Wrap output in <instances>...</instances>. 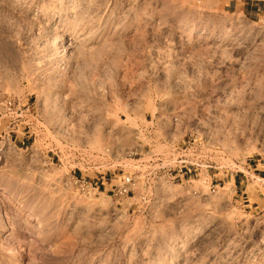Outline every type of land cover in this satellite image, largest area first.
<instances>
[{"label": "rangeland", "instance_id": "rangeland-1", "mask_svg": "<svg viewBox=\"0 0 264 264\" xmlns=\"http://www.w3.org/2000/svg\"><path fill=\"white\" fill-rule=\"evenodd\" d=\"M0 264H264V16L0 0Z\"/></svg>", "mask_w": 264, "mask_h": 264}, {"label": "crops", "instance_id": "crops-1", "mask_svg": "<svg viewBox=\"0 0 264 264\" xmlns=\"http://www.w3.org/2000/svg\"><path fill=\"white\" fill-rule=\"evenodd\" d=\"M225 4L234 9L242 8L245 15L251 19L264 16V4L260 0H223Z\"/></svg>", "mask_w": 264, "mask_h": 264}, {"label": "built area", "instance_id": "built-area-1", "mask_svg": "<svg viewBox=\"0 0 264 264\" xmlns=\"http://www.w3.org/2000/svg\"><path fill=\"white\" fill-rule=\"evenodd\" d=\"M182 171V170H180ZM131 183V179L129 177L124 179V182L121 186L117 187V191L121 194L129 193V184Z\"/></svg>", "mask_w": 264, "mask_h": 264}]
</instances>
